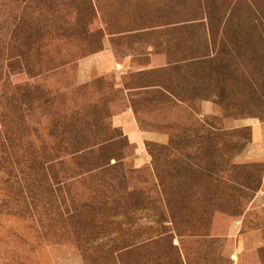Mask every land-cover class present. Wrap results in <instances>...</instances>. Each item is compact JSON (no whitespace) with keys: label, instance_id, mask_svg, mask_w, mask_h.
<instances>
[{"label":"rangeland","instance_id":"rangeland-1","mask_svg":"<svg viewBox=\"0 0 264 264\" xmlns=\"http://www.w3.org/2000/svg\"><path fill=\"white\" fill-rule=\"evenodd\" d=\"M254 121L264 0H0V264H264Z\"/></svg>","mask_w":264,"mask_h":264},{"label":"crops","instance_id":"crops-1","mask_svg":"<svg viewBox=\"0 0 264 264\" xmlns=\"http://www.w3.org/2000/svg\"><path fill=\"white\" fill-rule=\"evenodd\" d=\"M119 65L118 60L114 54L104 49L98 53L90 55L82 59L81 68H83L81 77L83 81L91 80L95 75L106 76L117 71ZM112 124L123 130L124 134H127L131 141L137 143L140 147L145 144V140H160L166 139L160 131H147L140 128L135 111L131 106H127L121 111L116 112L112 116ZM252 127V142L249 152L250 158H260L264 160V122L254 121L247 122ZM255 200L260 203L264 202V187L258 191L255 196ZM251 249L245 244H242L237 249L236 264H239L241 255L245 252V255Z\"/></svg>","mask_w":264,"mask_h":264},{"label":"trees","instance_id":"trees-1","mask_svg":"<svg viewBox=\"0 0 264 264\" xmlns=\"http://www.w3.org/2000/svg\"><path fill=\"white\" fill-rule=\"evenodd\" d=\"M24 94L28 95L29 93H24ZM1 156H2V154H0V162H1Z\"/></svg>","mask_w":264,"mask_h":264}]
</instances>
